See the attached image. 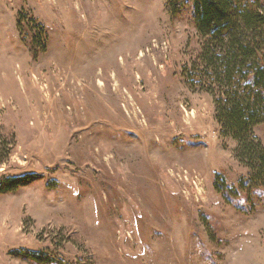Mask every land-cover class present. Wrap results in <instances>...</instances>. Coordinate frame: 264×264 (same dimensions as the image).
Masks as SVG:
<instances>
[{
	"label": "rangeland",
	"instance_id": "1",
	"mask_svg": "<svg viewBox=\"0 0 264 264\" xmlns=\"http://www.w3.org/2000/svg\"><path fill=\"white\" fill-rule=\"evenodd\" d=\"M179 2L0 0V180L35 176L0 195V264H264V202L214 189L248 170L185 82Z\"/></svg>",
	"mask_w": 264,
	"mask_h": 264
},
{
	"label": "trees",
	"instance_id": "2",
	"mask_svg": "<svg viewBox=\"0 0 264 264\" xmlns=\"http://www.w3.org/2000/svg\"><path fill=\"white\" fill-rule=\"evenodd\" d=\"M179 1L166 0L171 17L178 13ZM189 1L200 52L183 68L185 82L190 90L212 98L221 135L235 142L233 156L248 170L237 189L216 175L214 189L226 200L230 196L236 201L245 192L264 202V145L254 133L264 123V0ZM33 180L32 174L2 179L0 195L16 192ZM235 206L244 211L240 203ZM29 257L43 261L37 255Z\"/></svg>",
	"mask_w": 264,
	"mask_h": 264
}]
</instances>
